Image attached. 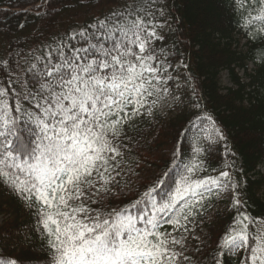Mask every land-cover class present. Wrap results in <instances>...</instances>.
<instances>
[{
    "label": "snow or ice",
    "instance_id": "6c2138e0",
    "mask_svg": "<svg viewBox=\"0 0 264 264\" xmlns=\"http://www.w3.org/2000/svg\"><path fill=\"white\" fill-rule=\"evenodd\" d=\"M232 5L241 29L264 43V0ZM170 18L160 0H121L55 41L0 58V187L34 210L45 264H264V216L247 210L239 153L196 86L174 96L195 110L193 158L178 178L163 172L115 203L133 189L126 127L192 79L181 74L187 62L176 64L184 54L169 41ZM229 196L235 213L223 235L211 246L193 236L207 203ZM0 264L24 261L2 255Z\"/></svg>",
    "mask_w": 264,
    "mask_h": 264
},
{
    "label": "trees",
    "instance_id": "16d2710c",
    "mask_svg": "<svg viewBox=\"0 0 264 264\" xmlns=\"http://www.w3.org/2000/svg\"><path fill=\"white\" fill-rule=\"evenodd\" d=\"M43 0H0V58L15 51L35 49L55 41L69 30L91 23L121 0H51V5L39 6ZM171 12L176 41L183 52L176 64L185 61L187 71L182 77L192 79L182 88L173 90L171 103L164 113L137 116L126 127L124 171L133 185L132 194L115 202L120 206L135 198L154 178L168 172L169 179L178 178L184 165L193 158V146L199 129L189 121L195 110L178 103L175 95L191 94L196 86L203 102L228 137L229 144L239 153L238 164L243 169L239 177L247 210L253 216H264V43H254L238 24L239 14L232 0H160ZM55 9V10H53ZM37 12L41 15L37 16ZM47 12V15L44 13ZM243 21H241L242 23ZM23 25V27H20ZM226 73L228 85H222ZM191 127L176 143L177 131ZM180 155L173 160V145ZM206 165L209 173L219 165L223 145L214 146ZM235 209L231 200L207 203L199 226L190 225L202 233L200 240L209 245L218 240L232 221ZM0 256L19 257L24 264H45L44 241L36 231L34 210L12 193L0 187ZM203 229V230H202ZM10 234V236H9ZM193 244L196 241H192ZM39 257V258H38Z\"/></svg>",
    "mask_w": 264,
    "mask_h": 264
},
{
    "label": "rangeland",
    "instance_id": "374dc122",
    "mask_svg": "<svg viewBox=\"0 0 264 264\" xmlns=\"http://www.w3.org/2000/svg\"><path fill=\"white\" fill-rule=\"evenodd\" d=\"M177 66H179V64ZM222 85H224V86L228 85L226 73H224L222 76ZM171 100H172L171 96L160 98L155 105L151 106L152 107V114L155 112L164 113L166 111V109L168 108L169 103H171ZM229 199H230V196L226 197L225 199H222V200L225 201V200H229ZM0 222H1V217H0ZM191 228L193 229V227H191ZM192 235L196 236L198 238L201 237V234H199V232L195 231V230L193 231Z\"/></svg>",
    "mask_w": 264,
    "mask_h": 264
}]
</instances>
